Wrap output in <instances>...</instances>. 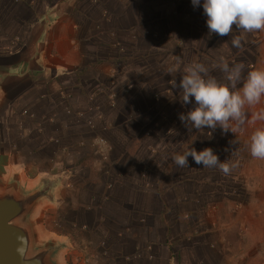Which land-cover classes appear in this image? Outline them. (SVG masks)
Returning a JSON list of instances; mask_svg holds the SVG:
<instances>
[{
	"label": "rangeland",
	"instance_id": "374dc122",
	"mask_svg": "<svg viewBox=\"0 0 264 264\" xmlns=\"http://www.w3.org/2000/svg\"><path fill=\"white\" fill-rule=\"evenodd\" d=\"M44 3L56 4L47 10ZM57 8L81 26L78 32L82 42L79 44L86 50L83 60L89 64L88 71L80 69L64 76L62 92L54 88L58 77L49 82L50 71L39 77L28 72V76L22 75L11 81L6 86L8 89L0 92L3 151L10 147L20 150L21 139L16 136L29 126L31 134L43 133V137L37 139L39 152L46 158L42 166L48 165L50 170L68 165L67 154L57 159L58 149L62 150V147L71 152L94 149L96 154L93 156L109 163L110 172L104 181L111 178L113 182L115 177L111 170H118L126 176L129 174L141 189L136 188L142 192L147 190L146 193L155 190L157 182L174 184L179 181L180 187H176L178 192L175 191L178 194L170 201V212L172 217L184 212L186 219H180V224L168 234V239L173 242V252L182 261L178 264H207L203 263V258L212 260L211 264H238L245 257L252 260L251 264H264V247L261 248L264 246V241L261 242L264 239V160L251 157L247 149L253 130L264 127V120L253 123L254 114L264 110V97L258 104L246 106L248 122L235 134L225 133L219 127L215 130L190 129L179 119L180 114L192 107L181 102L182 90L178 86L182 71L165 73L178 62L181 70L187 64L200 62L209 67L211 75L222 80L223 74L216 67L217 57L222 52V45L231 47V39L241 35V30L233 25L229 36L213 34L208 38L203 9L194 7L191 0H0V70L5 75L7 72L3 69L14 65L22 52L21 45H26L30 37L28 33L20 36L24 31L22 27L42 11L43 24L50 33L56 17L52 12ZM201 16L204 24L200 22ZM261 36L262 31L245 34L242 47L232 48L229 61L236 63L232 56L241 53L252 58L254 63L245 67V73L261 66L264 60L261 61L257 54ZM46 37L49 40V35ZM107 54L112 55V61L102 60ZM33 62L37 63L36 60ZM87 63L82 66L87 67ZM15 64L21 70L26 69L20 61ZM7 77L11 78L10 74ZM173 79L177 83L175 89L171 86ZM83 96L87 100V109ZM67 98L74 102L69 109L62 102ZM84 135H96L97 139L83 141ZM189 146L197 151L211 147L220 160H235L238 165L227 176L217 168L197 165L191 157L188 166H177L172 157ZM37 159L41 163V157ZM86 173L87 169L83 168L75 174L85 176ZM136 197V205L138 200L148 199L142 193L134 199ZM47 208L45 221L48 226H53L49 222H53L51 216L56 210ZM235 211L241 232L239 236L237 232L238 241H249L251 246L247 251H240L239 258L233 261L236 251L226 248L225 253H219V250L217 253L210 247L227 246V225L234 220L231 214ZM131 215L135 219L132 212ZM174 220L177 223L178 220ZM242 224H246V230L241 228ZM203 230L208 233L203 234ZM140 238L144 239L143 236ZM130 242L145 245L140 247L144 250L150 241L135 239ZM152 250L151 247V253ZM88 251H82L80 256L81 250L74 249L72 264H96L98 260L88 261L91 254ZM147 257L148 253L142 252L140 263L146 264L144 259Z\"/></svg>",
	"mask_w": 264,
	"mask_h": 264
},
{
	"label": "crops",
	"instance_id": "0c3cea01",
	"mask_svg": "<svg viewBox=\"0 0 264 264\" xmlns=\"http://www.w3.org/2000/svg\"><path fill=\"white\" fill-rule=\"evenodd\" d=\"M54 4L56 3L49 6L44 3V7L48 10L54 7ZM56 10L52 12L56 17L55 21L51 23L50 33H47L45 28L47 25L43 24L42 11L37 13L33 20L29 19L22 27L24 31L20 36L28 33L30 37L26 45H21L22 52L16 62L20 61L21 64H25L22 67H26V69H19L15 64L16 62L13 66L3 69L6 70L7 74H10L11 78L8 79L7 74L5 75L6 81L0 88V92L6 91L8 89L6 86L11 81L18 77L22 78V75L28 76V72L35 77H39L49 71L52 73L49 74V82L58 77L54 88L62 92L64 87L61 86V80L64 76L71 75L74 71L78 72L80 69H83V72L88 71L86 68L89 67V64L83 60L86 57V50L79 44L82 40L79 39L81 34L80 31L78 32L80 25L74 23L72 16L62 13L61 8ZM200 22L204 24L202 16ZM46 34L49 35V40ZM45 43H47V46ZM257 54L260 56L261 61L264 60V31H262L261 36L260 51ZM103 59L112 61L113 57L107 54L102 56ZM33 60H36L37 63L34 64ZM38 63L46 66V68L39 66ZM85 63H87V67L82 66ZM27 64H29V67H27ZM263 66L264 63L256 69H264ZM42 68H44L43 71ZM60 92L59 95H61ZM83 100L84 107L87 109V100L84 96ZM70 101V98L62 101L65 108L68 107L69 109L74 105V102ZM24 128H26L25 131L16 136L21 139L20 150H11L10 147V149L3 151V145L0 142V177L7 182L15 181L24 191H31L46 183L53 187L51 199H44L39 202L32 219L39 241H51L60 246L55 255L57 264H72L75 261L74 249L81 250L80 256L82 251L86 252V249H88V252H91L88 261L94 263L98 260L96 264L101 261L106 262V264H142L139 260L142 252L148 253L147 259H144V261L147 260L146 264H178L182 262L179 261L177 253L172 250L173 242L168 239V234L175 228L176 224H180V219H186L184 212L175 213L174 217L170 212V201L173 195L178 194L175 191L178 192L176 187H180L181 182L177 181L174 184L166 182L160 184V182H157L156 189L151 193H146L147 190L145 192L140 190V192L137 189L141 188L137 185L136 180L129 178V174L126 176L125 173L118 170H111L115 177L113 182L111 178L104 181L110 172V167H107L109 163L93 156L92 154H96L94 149L71 152L62 147V150L58 149L57 159H61L67 154L69 156L67 157L69 160L68 165L66 167L65 165L63 167L58 166L56 170H50L47 167L48 165L42 166V161L46 158L45 155H41L39 152L40 143L37 139L38 137L42 138L43 133L37 131L33 135L29 131V126ZM86 138L90 141L97 139L96 135L91 137L90 135H84L83 141ZM78 143L82 142L79 141ZM39 156L41 157V163L37 159ZM156 166L155 163L154 168ZM64 167L67 169H64ZM83 168L87 169L85 176L75 174ZM137 177H139V174ZM139 193L146 195L148 199L144 202L138 200L136 205L137 197L134 199V196ZM47 207L56 210V212L54 211L55 215L51 216L53 222H49L53 226H48L47 220L45 221L46 210L49 209ZM131 212L135 219L132 218ZM236 213L235 211L231 214L234 220L228 222L227 225L229 230L226 233L227 246L219 247V249L209 246L217 253L219 251V253H225L226 248L228 251H236L235 257L231 259L233 261L239 258L240 251H247L251 246L249 241L242 243L238 241L241 232L239 231L240 224L235 219ZM138 214H141L139 220L136 217ZM174 219L178 220L177 223ZM144 220H147V222L144 223ZM139 227L141 229L137 230ZM241 228L246 230V224H242ZM202 232L203 234L208 233H205L204 230ZM140 236H143L144 239L140 240ZM135 239L143 242L149 240L150 242L147 244V248L142 250L140 247L145 245L130 242L131 240L135 241ZM151 247L154 249L152 253L150 252ZM158 251L160 254L157 253ZM70 255L72 256L70 257ZM245 258L238 264L252 263L251 259L246 260ZM202 261L211 264L212 260L203 258ZM236 263L234 262V264Z\"/></svg>",
	"mask_w": 264,
	"mask_h": 264
},
{
	"label": "clouds",
	"instance_id": "9594fccd",
	"mask_svg": "<svg viewBox=\"0 0 264 264\" xmlns=\"http://www.w3.org/2000/svg\"><path fill=\"white\" fill-rule=\"evenodd\" d=\"M191 4L202 7L208 38L213 34L229 36L233 25L241 30V35L231 39V47L222 45V52L216 61V67L223 74L222 80L211 75L209 67L200 62L187 64L182 70L178 62L166 69L167 74L182 71L178 86L182 90L181 102L192 105L190 110L179 115V119L190 129L215 130L219 127L225 133L230 131L235 134L248 122L246 106L258 104L264 97V69L249 70L244 76L245 65L230 62L228 57L232 48L242 47L245 34L264 31V0H191ZM171 86L177 88L175 79L171 81ZM255 120H264V110L254 114L253 123ZM247 149L251 157L264 160V127L253 130ZM189 157L204 168L219 169L225 176L238 165L235 160H220L211 147L197 151L189 146L172 159L177 166L185 167Z\"/></svg>",
	"mask_w": 264,
	"mask_h": 264
},
{
	"label": "water",
	"instance_id": "95a60500",
	"mask_svg": "<svg viewBox=\"0 0 264 264\" xmlns=\"http://www.w3.org/2000/svg\"><path fill=\"white\" fill-rule=\"evenodd\" d=\"M6 77L0 70V88ZM53 187L42 184L31 191L22 190L15 181L0 177V264H57L60 248L40 242L32 216L44 199H51Z\"/></svg>",
	"mask_w": 264,
	"mask_h": 264
},
{
	"label": "trees",
	"instance_id": "16d2710c",
	"mask_svg": "<svg viewBox=\"0 0 264 264\" xmlns=\"http://www.w3.org/2000/svg\"><path fill=\"white\" fill-rule=\"evenodd\" d=\"M239 35V34H238ZM233 61H236V63H243V61H245L243 64H245V67H248L247 65H253L254 63L252 62V58L250 57H244L241 53H235L233 56ZM257 56L254 54L253 55V58L255 59ZM247 70V69H246ZM244 76L247 75V73H245V70H244V73H243Z\"/></svg>",
	"mask_w": 264,
	"mask_h": 264
},
{
	"label": "built area",
	"instance_id": "2783aa9c",
	"mask_svg": "<svg viewBox=\"0 0 264 264\" xmlns=\"http://www.w3.org/2000/svg\"><path fill=\"white\" fill-rule=\"evenodd\" d=\"M100 150H102V148Z\"/></svg>",
	"mask_w": 264,
	"mask_h": 264
}]
</instances>
